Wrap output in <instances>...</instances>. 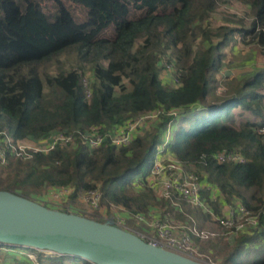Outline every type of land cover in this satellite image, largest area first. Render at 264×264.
<instances>
[{
    "label": "trees",
    "instance_id": "obj_1",
    "mask_svg": "<svg viewBox=\"0 0 264 264\" xmlns=\"http://www.w3.org/2000/svg\"><path fill=\"white\" fill-rule=\"evenodd\" d=\"M71 1L85 9L84 22L77 23L64 7L65 19L50 21L31 0H25L21 14L7 20L5 0H0V138L7 134L36 142L61 133L75 140L47 153L28 151L26 157L11 149L7 162L0 164V190L35 200L32 195L44 188L70 187V203L98 189L100 204L108 208L123 207L133 217L158 207L167 208L160 215L180 208L178 217L194 215L190 225L198 226L199 217L209 215L196 207L193 214L190 203L176 192L164 198L146 186L135 187L150 173L159 146L175 128L165 149L217 188V201L202 192L207 204L220 214V203L232 206L236 197L257 217L249 232L233 231L229 240L220 234L204 240L219 248V264H245L242 249L258 237L264 242V134L258 132L264 125V69L238 78L229 97L216 96L214 73L222 65L221 48L236 34L264 53V0H244L253 18L249 27L240 28L210 23L219 0ZM130 6L143 14L129 19ZM110 25L114 38L100 37ZM166 61L172 65L173 85L160 80ZM150 112L156 118L128 145L111 143L115 128ZM191 115L197 119L186 127ZM95 133L104 138L100 146L82 143L83 136ZM222 151L238 152L245 161L218 163L215 154ZM67 257L38 253L37 261L88 262ZM18 264L33 263L26 257ZM250 264H264V255Z\"/></svg>",
    "mask_w": 264,
    "mask_h": 264
},
{
    "label": "rangeland",
    "instance_id": "obj_2",
    "mask_svg": "<svg viewBox=\"0 0 264 264\" xmlns=\"http://www.w3.org/2000/svg\"><path fill=\"white\" fill-rule=\"evenodd\" d=\"M36 2L42 11L47 15L50 21L55 20L58 17L64 18V14L62 12V7L66 8L72 18L77 23H82L85 21L86 11L80 5L72 2L71 0H31ZM218 6L216 9L211 13V17L209 18L210 23L214 27H221V26H229L230 28H240L243 26L249 27L251 20L253 18L250 12V6L244 0H219ZM25 5V0H5L4 6L6 10V17L7 20H13L23 11ZM143 14L142 10L133 9L131 6L129 7V19H137ZM115 36L114 25H110L105 31L100 34V37L113 39ZM249 39L246 38V41L242 40L241 37L236 34L233 39L228 41V44L221 48L222 54V65L218 67V70L214 73V78L217 80V87H216V96H225L229 97V93L233 90L235 86L238 84V78H248L261 70L264 69V53L260 47L254 46V42L248 41ZM145 51L141 50L139 52V57L141 60L144 58ZM73 57V56H72ZM61 60L64 62V56H62ZM106 63V61H103ZM67 64V63H66ZM163 69L160 74V80L162 83L173 85V77H172V65L169 62H164ZM68 66V65H67ZM229 72V74H227ZM89 73L86 74L88 76ZM242 76V77H241ZM227 83V85H225ZM241 83V82H240ZM227 89V90H226ZM216 101H220L216 99ZM264 108V104L262 105ZM264 113V112H263ZM251 118H255V116H251V114L246 113ZM244 116V117H245ZM188 121L184 123L186 127H190L195 123L196 115H191L188 117ZM179 122H177L178 124ZM176 124V125H177ZM151 125V124H150ZM175 128H172L167 132V137L165 142L159 146V151L162 150L166 153V155L173 156L172 152L167 151L165 145L168 140L172 138V134L174 133ZM140 134V131L138 132ZM142 133V132H141ZM164 153V155H165ZM194 169H196L194 167ZM207 183V181L203 180V183ZM209 185L211 183H208ZM213 185V184H211ZM214 196H219L220 193L216 187H214ZM56 188L47 187L42 189L40 195H32V197L39 203L53 208V209H66L70 212L75 213H82L85 216L94 217L99 220L105 221L106 218H111L115 221V224L118 218L115 216L118 211L124 209L120 206H110L109 208L106 205H100L99 209H92L89 207L88 204L82 202V194L72 202H68L69 194L60 193L56 191ZM62 190V189H61ZM158 194V193H157ZM156 194V195H157ZM217 201V199H215ZM233 205L241 204V202L236 198L233 197L231 199ZM220 214H217L213 208L214 214L219 217H228L231 216V211L233 214H236L238 208L232 206L230 204H222L220 203ZM242 205V204H241ZM166 207H158L154 208L155 212H159V215L165 212ZM125 210V209H124ZM190 210H194L193 214L196 213V208L190 206ZM85 211V212H83ZM195 212V213H194ZM201 212V211H200ZM169 213L171 218L174 221H180L185 223L188 226H191L190 222H193L196 218L193 216H189L186 218L178 217L179 214H183V211L180 208L173 210L172 212H166L165 215ZM202 214V213H201ZM208 214V213H206ZM209 215V214H208ZM104 216V217H103ZM163 216V215H160ZM106 217V218H105ZM235 223L242 224V220L244 218L240 217L236 214ZM198 218V216H197ZM127 224H131L134 227L136 226V230L133 231L137 232L140 236L144 239H148L155 237V231L151 230V227L148 224L140 223L136 220H132L127 222ZM221 227H220V226ZM123 227H126L123 224ZM202 228L208 231H212L215 233L214 236L217 234L222 236L224 240L231 239L235 234H233L231 226L230 227H222V225L214 219L213 216H208V218L203 219L201 216L198 219V226L197 228ZM209 237L211 239L214 238ZM207 240V239H206ZM197 249V259L203 261L208 264H219L221 256L219 253H216L217 249H212L208 242L200 241L198 242ZM264 255V242H262L261 238L258 237L254 244L250 243L242 249V256L241 259L243 263L250 264L254 259L261 258ZM214 256V258H213ZM67 259H72L71 257H67Z\"/></svg>",
    "mask_w": 264,
    "mask_h": 264
},
{
    "label": "built area",
    "instance_id": "obj_3",
    "mask_svg": "<svg viewBox=\"0 0 264 264\" xmlns=\"http://www.w3.org/2000/svg\"><path fill=\"white\" fill-rule=\"evenodd\" d=\"M156 112L146 113L142 116H138L128 121L125 126L115 128L113 133L110 135V141L112 144L117 146L128 145L136 134L140 131L147 129L152 120L156 118ZM258 132L264 134V125L258 128ZM5 133V132H4ZM103 136L100 133L92 135H85L82 137V143L88 144L90 147H98L103 141ZM75 140L72 135H65L61 133L51 134L46 138L37 140L36 142L27 140H13L11 136L5 134L4 139L0 138V164L7 162V156L9 151L12 149L15 154L26 157L28 151L43 152L47 153L54 149L58 145H74ZM215 159L218 163L226 161L232 162H244L245 158L235 151H222L215 154ZM146 186L151 189L159 197L167 198L170 192L174 191L178 195L185 198L191 206L200 209L204 213H208L218 221L222 227H230L234 232H249L250 228L255 227L258 223L257 217L246 210L241 204L236 205L238 208L236 214L244 218L242 224L235 223L236 214L231 211V216L219 217L214 214L213 207L205 201L202 197V192H209L212 200H215L213 191V185L203 183L199 174L195 171L188 169L182 162L175 159L174 156L171 158L165 157L163 148L158 151L156 158L152 164L150 173L145 179L137 180L135 187ZM57 192L69 194L72 191L70 187L56 188ZM62 189V190H61ZM101 192L98 189H93L82 194V202L89 205L90 208L96 210L100 208ZM264 210V209H263ZM85 212V211H83ZM104 217V216H103ZM106 218V217H105ZM109 218H106L107 220ZM134 219L140 223L148 224L151 230L155 231V237L145 239L149 243L156 246H160L172 252L181 254L183 256L198 260L197 249L198 244L195 238L203 241L213 237L214 232L208 231L202 228H197L196 225L188 226L183 222L174 221L170 214L154 217L152 215H141L135 214ZM115 222V221H114ZM117 225L122 226L124 222L118 218ZM126 228V227H124ZM127 229V228H126ZM142 237V236H141ZM20 252L25 255L33 264H38L37 254L43 256H57V254H51L46 251H36L32 249L17 248L9 245H5L0 242V254H9L12 252ZM200 261V260H199ZM62 264H93L90 262L82 261H63Z\"/></svg>",
    "mask_w": 264,
    "mask_h": 264
},
{
    "label": "water",
    "instance_id": "obj_4",
    "mask_svg": "<svg viewBox=\"0 0 264 264\" xmlns=\"http://www.w3.org/2000/svg\"><path fill=\"white\" fill-rule=\"evenodd\" d=\"M0 242L93 264H208L149 243L109 218L98 221L0 190Z\"/></svg>",
    "mask_w": 264,
    "mask_h": 264
},
{
    "label": "crops",
    "instance_id": "obj_5",
    "mask_svg": "<svg viewBox=\"0 0 264 264\" xmlns=\"http://www.w3.org/2000/svg\"><path fill=\"white\" fill-rule=\"evenodd\" d=\"M165 153V152H164ZM165 157L171 158L172 156L166 155L165 153ZM216 191V190H215ZM214 188L213 191L211 192L214 193ZM156 210L151 209L149 212V216L152 215L154 217H157L159 215V212H155ZM117 218L121 219L124 222V225L126 226V228L130 231H133L134 229L136 230V226L134 227L131 224H127V222H130L132 220H135L133 215H131V213H129L128 211L121 209L120 211H118L115 215ZM148 216V215H147ZM21 250H19V252H12L9 254H5V253H1L0 254V264H18V261H24L26 260V257L24 254H22L20 252Z\"/></svg>",
    "mask_w": 264,
    "mask_h": 264
}]
</instances>
